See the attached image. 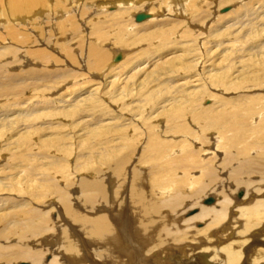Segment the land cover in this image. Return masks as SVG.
Returning a JSON list of instances; mask_svg holds the SVG:
<instances>
[{
    "label": "rangeland",
    "instance_id": "374dc122",
    "mask_svg": "<svg viewBox=\"0 0 264 264\" xmlns=\"http://www.w3.org/2000/svg\"><path fill=\"white\" fill-rule=\"evenodd\" d=\"M45 1L48 4L14 15L9 10L8 0H0V202L15 201L18 208L31 204L44 211L57 210L61 202L52 186L62 189L68 183L73 186L81 180H96L99 172L107 173L108 166L103 165L105 157L110 158L111 166L120 157L127 156L131 163L128 171L142 172L143 188L151 191L148 181L151 166L142 161L148 152L147 126L159 139H169L164 135L168 129L172 131L166 111L170 112L175 105H190L182 121L198 134L205 124L190 123L193 109L197 107L203 108L200 115L215 120L214 113L205 107L211 106L213 112L221 110V113L236 105L235 100L241 96H254L258 101L254 108L246 104L244 119L250 123L255 118L258 122L264 116V0H193L198 4L194 14L183 11L181 5L185 0H172L176 2L171 1L170 7L175 5L172 12L170 7L160 5L159 0ZM140 5H144L142 11L135 12L134 7ZM202 6L203 14L199 17ZM151 8L156 11L155 20L148 22V26L143 20H151L146 14ZM225 9L227 11H223ZM123 13L125 20L117 24ZM139 15L143 16L141 21L136 20ZM131 18L134 27L129 23ZM98 24H104L99 32ZM141 24L144 27L135 30ZM70 26L74 32L63 31ZM164 32L168 33V38L162 40ZM92 47L105 52L108 60V52H119L121 60L113 59L114 65L101 73L92 71L89 66ZM39 52L49 55V62L42 59ZM122 53L139 66L126 62L122 65ZM183 59L187 63L200 61L191 72H168L170 66L184 63ZM225 71L227 76L218 88L217 84L209 83L208 73H212L214 79L215 74L219 77ZM197 77H203L202 82H198ZM201 83L202 93L197 94L193 104L194 93ZM223 99L229 103L224 109ZM255 108L261 109L254 111ZM156 116L158 121L151 120ZM210 137L206 135L205 139L213 142L210 148L215 150L218 132L212 131ZM182 138L184 136L178 135L171 140L182 141ZM199 148L200 145H196V149ZM106 153L111 154L105 156ZM218 155L223 159L221 152ZM211 157L209 154L206 160ZM221 162L218 159L216 166ZM30 169L33 174L28 172ZM59 171L63 172L62 177ZM111 175L109 171L107 176L113 184L117 181ZM198 175L196 173V177ZM229 176L230 170L220 174L224 180ZM66 177L70 178L68 182ZM260 179L261 176L254 177L256 183ZM228 185L220 192L234 189L233 184ZM244 189L232 192V196L242 199ZM212 196L215 197L203 199L202 204L221 201L220 196ZM208 199L212 201L207 203ZM194 202L186 200L188 205ZM183 210L185 212L171 215L177 223L174 221L172 231L186 230L185 222L199 213L196 206ZM55 216L53 214L54 219ZM53 218L49 217L52 223ZM204 227L203 222L195 223L193 231ZM195 237L193 245L202 238ZM15 244V240L10 241L8 246Z\"/></svg>",
    "mask_w": 264,
    "mask_h": 264
},
{
    "label": "bare ground",
    "instance_id": "6f19581e",
    "mask_svg": "<svg viewBox=\"0 0 264 264\" xmlns=\"http://www.w3.org/2000/svg\"><path fill=\"white\" fill-rule=\"evenodd\" d=\"M119 1L124 3L127 0L116 2ZM159 1L166 8L176 4L172 0ZM46 4L48 2L45 0H8L9 10L14 15L30 12L34 7ZM143 6L134 7L135 12L142 11ZM173 6L170 7L171 12L175 11V5ZM197 6V2L193 0H185L181 5L183 11L193 14L198 10ZM203 8L202 6L199 10V17L203 14ZM155 12V9L147 11V17H151V20L146 19L142 23L154 21ZM121 15L117 22L125 20V14ZM129 21L134 27L132 18ZM143 24L136 26L135 30L144 27ZM102 26L104 24L96 26L98 32L103 29ZM74 30L71 26L63 29L64 32ZM167 34L163 33L162 40L168 38ZM189 34L187 30L186 35ZM11 35L18 36L17 33ZM66 47L70 49V46ZM91 50L93 58L90 59L89 66L97 73L114 65L111 61L119 53L108 52V60L105 52L95 47ZM39 55L49 62V55L44 52H39ZM122 58V65L126 62L134 67L139 66V63L132 62V58H126L125 53H122ZM198 61L200 59L170 66L168 72H191L195 70ZM211 74L208 73L207 76L209 83L217 84V88L227 76L226 71L219 77L215 74L217 76L214 79ZM197 78L198 82H202L203 77ZM202 85L201 83L194 93L193 104L198 98L197 94L202 93ZM94 100L95 98L90 100V103ZM226 101L223 99L221 102L223 109L229 104ZM257 101L254 96H241L235 100L236 105L221 113V110L213 112L211 106L205 107L214 113L212 117H216L215 120L200 115L203 108L193 109L190 123L205 124L204 129L199 128V134L194 133L189 124L182 121V117L188 113L187 107H190L186 104L175 105L173 110L166 111L171 119L172 131L168 129L164 135L169 139H159L147 126L148 152L144 154L146 159L143 156L142 161L151 166L148 172L150 179H147L151 187L149 193L143 188L142 172L135 169L128 171L127 167L131 163L124 156L118 162L113 159L111 166L108 164L110 158L105 157L103 165L108 166L107 173L99 172L96 180H81L73 186L68 183L62 189L53 185L52 190L59 195L61 202L57 206L58 212L53 208L44 211L38 209V205L35 208L31 204L18 208L14 200L11 202L14 205L1 200L0 264H17L23 261L29 264H264V116L258 122L253 118L248 123L243 113L246 104L253 105L254 108ZM260 109L255 108L254 111ZM152 119L156 120L158 116ZM212 131H217L219 138L215 150L210 148V139H205L206 135L210 137ZM178 135L184 136L182 141L171 140ZM196 145H200V148L196 149ZM220 152L223 159L218 157ZM209 154L212 157L206 160ZM218 159L222 161L220 166H216ZM54 166L57 165L54 163ZM224 170H230V176L225 180L220 178ZM31 171L30 169L28 172L33 174ZM109 171L112 179L117 181L113 182L114 185L107 176ZM196 173H199L197 177ZM62 176L63 172H60L59 177ZM258 176L261 179L256 183L254 177ZM66 178L65 181L68 182L70 178ZM108 181L115 186L112 193L109 192L112 185ZM228 183L233 184L234 189L230 191L227 188L229 191L226 189L220 192V189L229 187ZM242 188H245L242 199L232 196V192L238 193ZM213 194L220 196L221 201L203 205V199L215 197ZM164 195H168L167 199ZM192 199L196 202L188 205L186 200L190 202ZM195 206L199 207V213L185 222L188 224L186 230L172 231L175 220H172L171 215L185 212L183 209L192 210ZM53 214L56 215L55 219ZM48 216L53 218V223ZM199 222L205 223V227L193 231V225ZM194 233L202 238L198 237L199 242L193 245L196 238ZM14 240L16 244L8 246Z\"/></svg>",
    "mask_w": 264,
    "mask_h": 264
},
{
    "label": "water",
    "instance_id": "95a60500",
    "mask_svg": "<svg viewBox=\"0 0 264 264\" xmlns=\"http://www.w3.org/2000/svg\"><path fill=\"white\" fill-rule=\"evenodd\" d=\"M223 11H227V9H225V10H223ZM142 15H139V16H136V20L137 21H141L142 20ZM121 57H120V55H117L115 58H114V61L115 62H117V61H120L121 59H120ZM212 200L211 199H208L207 200V203H210ZM21 264H24V263H21Z\"/></svg>",
    "mask_w": 264,
    "mask_h": 264
}]
</instances>
